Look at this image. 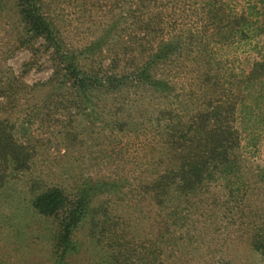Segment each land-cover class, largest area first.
<instances>
[{
    "label": "rangeland",
    "instance_id": "rangeland-1",
    "mask_svg": "<svg viewBox=\"0 0 264 264\" xmlns=\"http://www.w3.org/2000/svg\"><path fill=\"white\" fill-rule=\"evenodd\" d=\"M32 3L61 47L0 0V122L28 154L0 186V264H264V126L238 115L231 178L179 180L207 113L241 102L264 61V0ZM51 187L69 200L94 187L64 256L60 219L33 207Z\"/></svg>",
    "mask_w": 264,
    "mask_h": 264
},
{
    "label": "trees",
    "instance_id": "trees-1",
    "mask_svg": "<svg viewBox=\"0 0 264 264\" xmlns=\"http://www.w3.org/2000/svg\"><path fill=\"white\" fill-rule=\"evenodd\" d=\"M21 3V12L31 31L36 36H43L60 51V41L54 35L52 24L47 21L45 15L32 3V0H21ZM255 25V22L244 21V26ZM166 48L164 47L165 50ZM165 50L160 49L157 58L164 57ZM66 70L73 74L69 75L79 84V88L85 91L89 81L92 80L91 76L70 61H67ZM262 74L264 75V61H254L251 64V72L247 75V81L243 84V100L239 103L219 101L211 112L207 113L208 119L212 121L211 128L204 127L202 133L195 134V138L199 139L197 145L195 148H188L179 166V171H182L179 180L180 183L181 181L184 183V186L191 188L195 184H201L206 178H213L215 174L231 178L237 173L238 149L241 140L235 125L238 115L247 122L253 121L257 129L264 126V78ZM184 167L187 168L184 169ZM26 168H28L27 152L19 147L11 130H8V126L0 122V186L8 181L13 173ZM177 176L178 174H173V177ZM93 191L94 187H89L82 191L81 196L76 200H69L62 189L51 187L33 200V207L36 211L60 219L62 233L60 243L64 244L63 256L71 248L75 249L71 235L86 216ZM63 210L66 215L59 217Z\"/></svg>",
    "mask_w": 264,
    "mask_h": 264
}]
</instances>
